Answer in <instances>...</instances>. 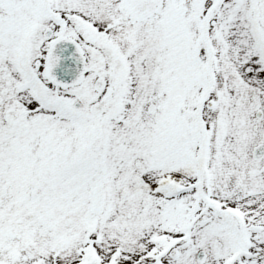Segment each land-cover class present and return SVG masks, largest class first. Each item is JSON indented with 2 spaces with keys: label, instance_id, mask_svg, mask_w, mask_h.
I'll return each mask as SVG.
<instances>
[{
  "label": "snow or ice",
  "instance_id": "1",
  "mask_svg": "<svg viewBox=\"0 0 264 264\" xmlns=\"http://www.w3.org/2000/svg\"><path fill=\"white\" fill-rule=\"evenodd\" d=\"M0 264H264V0H0Z\"/></svg>",
  "mask_w": 264,
  "mask_h": 264
}]
</instances>
